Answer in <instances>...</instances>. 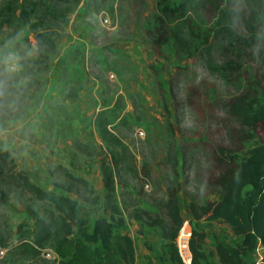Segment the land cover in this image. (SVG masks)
<instances>
[{
	"label": "rangeland",
	"instance_id": "1",
	"mask_svg": "<svg viewBox=\"0 0 264 264\" xmlns=\"http://www.w3.org/2000/svg\"><path fill=\"white\" fill-rule=\"evenodd\" d=\"M223 10L227 21L218 23ZM248 16L245 0H0V48L15 37L23 54L39 32L55 43L41 48L48 57L27 59L26 83L0 100V146L14 156L0 168V264H60L46 235L66 227L24 178L57 191L61 182L88 225L113 216L120 264H169L175 254L161 222L176 210L175 247L186 227L219 264L214 238L233 241L232 227L193 223L189 204L220 198L230 153L246 155L264 141V129L247 126L232 107L264 97V23L249 25ZM57 165L87 179L93 193L52 175Z\"/></svg>",
	"mask_w": 264,
	"mask_h": 264
},
{
	"label": "trees",
	"instance_id": "2",
	"mask_svg": "<svg viewBox=\"0 0 264 264\" xmlns=\"http://www.w3.org/2000/svg\"><path fill=\"white\" fill-rule=\"evenodd\" d=\"M69 1L77 0H60L61 3ZM245 1L249 9L248 24L253 25L255 21L264 23V0ZM43 7L46 17L59 21L60 16L56 10L48 6ZM226 15H229L227 10L220 11L218 23L226 22L227 19L224 18ZM231 37L235 41L238 38L234 33L231 34ZM36 39L39 53L43 56H45V51L41 48L44 45H47L49 50L55 47L53 39L47 33H37ZM253 40L243 38L237 41L250 44ZM232 107L247 126L255 128L260 125L264 129V97L260 99L250 98L246 101L239 99L232 104ZM229 156L234 160V165L226 169L218 179L221 197L205 199L200 202L191 200L189 204L191 221L197 224L200 220H225L231 225L236 237L231 242L223 238H214L219 264H254L256 246L258 244L264 245V141L254 142L250 145L246 155L230 153ZM4 163L13 166L14 156L8 148L0 146V168ZM58 171L69 179L82 184L88 193H93L87 179L74 175L63 165H57L51 173L55 176ZM24 185L34 194L36 199L48 202L66 227V230L59 233L57 237H54L51 232L46 235L49 240H52V247L55 255L60 259V264L121 263L113 243L116 233L113 216H98L91 225H88L87 217H85L79 203L60 191L65 189L61 182H54V186L58 187L59 191L43 189L28 178H24ZM99 201V195L93 196V203ZM178 213L176 210L175 214L171 216V223L161 222V235L169 241L167 245L173 248L175 254L169 264H183L177 246L175 247L178 229L182 222ZM73 226H76L75 231ZM196 235L198 233L194 231L189 239L192 264H212L195 241ZM121 239L126 243L128 252L133 254L134 248L131 238L122 235ZM24 245L29 251L37 252L29 244Z\"/></svg>",
	"mask_w": 264,
	"mask_h": 264
},
{
	"label": "clouds",
	"instance_id": "3",
	"mask_svg": "<svg viewBox=\"0 0 264 264\" xmlns=\"http://www.w3.org/2000/svg\"><path fill=\"white\" fill-rule=\"evenodd\" d=\"M15 42L14 37L0 48V100L4 101L11 97L13 87L26 83V79L20 78L25 71V62L39 53V47L34 42L31 49L21 54L16 50Z\"/></svg>",
	"mask_w": 264,
	"mask_h": 264
},
{
	"label": "built area",
	"instance_id": "4",
	"mask_svg": "<svg viewBox=\"0 0 264 264\" xmlns=\"http://www.w3.org/2000/svg\"><path fill=\"white\" fill-rule=\"evenodd\" d=\"M191 232L183 227L178 236L177 249L183 264H192V253L189 248ZM50 257V252L46 253ZM254 264H264V245L258 244L254 252Z\"/></svg>",
	"mask_w": 264,
	"mask_h": 264
},
{
	"label": "crops",
	"instance_id": "5",
	"mask_svg": "<svg viewBox=\"0 0 264 264\" xmlns=\"http://www.w3.org/2000/svg\"><path fill=\"white\" fill-rule=\"evenodd\" d=\"M220 220H223V219H216V220H213L214 222H217V221H220Z\"/></svg>",
	"mask_w": 264,
	"mask_h": 264
}]
</instances>
